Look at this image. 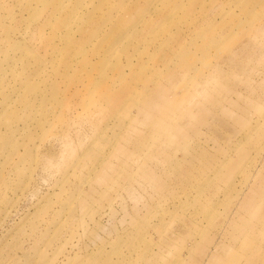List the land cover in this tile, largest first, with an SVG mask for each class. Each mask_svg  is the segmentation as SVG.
Wrapping results in <instances>:
<instances>
[{
    "label": "rangeland",
    "instance_id": "1",
    "mask_svg": "<svg viewBox=\"0 0 264 264\" xmlns=\"http://www.w3.org/2000/svg\"><path fill=\"white\" fill-rule=\"evenodd\" d=\"M0 264H264V0H0Z\"/></svg>",
    "mask_w": 264,
    "mask_h": 264
},
{
    "label": "bare ground",
    "instance_id": "2",
    "mask_svg": "<svg viewBox=\"0 0 264 264\" xmlns=\"http://www.w3.org/2000/svg\"><path fill=\"white\" fill-rule=\"evenodd\" d=\"M199 84V83H198ZM259 251V250H258ZM252 254V253H251ZM231 256V255H230ZM254 256V255H253ZM236 258V257H235ZM241 258V257H240Z\"/></svg>",
    "mask_w": 264,
    "mask_h": 264
}]
</instances>
